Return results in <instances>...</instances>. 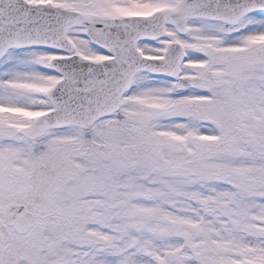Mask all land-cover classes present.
<instances>
[{
	"label": "snow or ice",
	"instance_id": "snow-or-ice-1",
	"mask_svg": "<svg viewBox=\"0 0 264 264\" xmlns=\"http://www.w3.org/2000/svg\"><path fill=\"white\" fill-rule=\"evenodd\" d=\"M0 264H264V0H0Z\"/></svg>",
	"mask_w": 264,
	"mask_h": 264
}]
</instances>
